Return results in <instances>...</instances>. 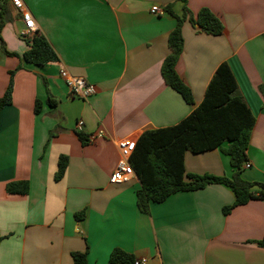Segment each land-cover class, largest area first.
Listing matches in <instances>:
<instances>
[{"label":"crops","instance_id":"obj_1","mask_svg":"<svg viewBox=\"0 0 264 264\" xmlns=\"http://www.w3.org/2000/svg\"><path fill=\"white\" fill-rule=\"evenodd\" d=\"M6 1L0 98L14 74L11 103L0 110V264H73L72 253L84 252L88 264H107L114 249L145 264H264L258 245L264 239V199L224 214L234 194L211 184L151 204L146 215L136 205L135 175L124 184L109 182L119 142L180 122L226 62L255 117L246 151L250 167L242 168L241 177L264 184V0H22L36 33L57 57L42 66L22 60L28 50L20 36L24 23ZM154 5L161 14L150 12ZM167 7L179 16L184 8L194 16L206 8L224 27L214 36L188 21L182 25L175 70L191 90L192 105L160 74L176 26ZM62 68L95 92L72 97L59 77ZM35 101L41 103L37 114ZM98 131L104 137L89 142ZM61 156L67 166L55 180ZM184 168L188 174L232 175L228 156L218 149L186 152ZM15 182H26L27 191L8 189Z\"/></svg>","mask_w":264,"mask_h":264},{"label":"trees","instance_id":"obj_2","mask_svg":"<svg viewBox=\"0 0 264 264\" xmlns=\"http://www.w3.org/2000/svg\"><path fill=\"white\" fill-rule=\"evenodd\" d=\"M166 10L175 18L176 26L168 36L170 52L161 64L160 74L168 87L178 93L186 104L192 105L191 90L175 70L183 48L182 25L188 21L192 27L198 26L200 32L214 36L220 35L224 27L218 17L206 8L200 9L195 16L186 8L180 16L173 14L170 7ZM8 13L9 5L4 0L0 3V29L8 21ZM24 40L28 45V50L22 55L25 63L42 66L57 60L55 52L42 35L35 33L31 39ZM13 74L14 71L9 73V83L0 98V110L11 103ZM260 90L264 99V90ZM47 105L55 106L50 98ZM40 110L41 103L35 101L34 113L37 114ZM254 124L255 117L240 95L228 64L222 62L209 80L202 101L188 116L173 126L145 131L137 139L129 162L140 183L135 192L138 210L148 215L151 204L161 203L177 192L196 191L211 184H222L234 194V202L223 209L224 214L250 200L264 199L263 183L248 182L241 177ZM78 137L84 142L85 139L80 133ZM216 149L229 158L232 168L230 178L186 173V152L200 154ZM66 166L67 158L61 156L55 180L63 176ZM7 186L8 189L27 191L26 182L9 183ZM253 186L260 189L251 190ZM258 245L264 247V239ZM71 256L73 264H88L85 252L72 253ZM135 260L132 255L114 249L107 264H134Z\"/></svg>","mask_w":264,"mask_h":264},{"label":"built area","instance_id":"obj_3","mask_svg":"<svg viewBox=\"0 0 264 264\" xmlns=\"http://www.w3.org/2000/svg\"><path fill=\"white\" fill-rule=\"evenodd\" d=\"M11 6L20 13L21 20L24 23V30L20 36L24 39H31L36 33L35 23L31 13L25 8L22 0H9ZM150 12L152 14H161L162 10L159 6L154 5ZM59 77L64 81L70 95L80 99H86L95 92L94 85L88 83L81 77L70 75L65 69L59 70ZM76 131L81 132L83 128V121L79 120L76 123ZM104 137L103 131H98L89 136L88 141L93 142ZM135 140L124 139L119 142V160L117 165L109 178L110 184L120 185L129 182L134 176V172L130 166V157L135 149ZM250 165L248 162L243 164V168L247 169ZM134 264H145L143 260H135Z\"/></svg>","mask_w":264,"mask_h":264},{"label":"water","instance_id":"obj_4","mask_svg":"<svg viewBox=\"0 0 264 264\" xmlns=\"http://www.w3.org/2000/svg\"><path fill=\"white\" fill-rule=\"evenodd\" d=\"M260 188L258 186L251 187V190H259Z\"/></svg>","mask_w":264,"mask_h":264}]
</instances>
